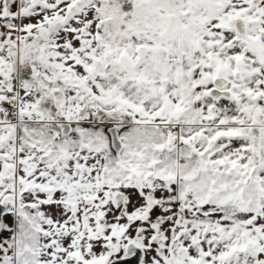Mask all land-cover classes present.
<instances>
[{
  "label": "snow or ice",
  "instance_id": "obj_1",
  "mask_svg": "<svg viewBox=\"0 0 264 264\" xmlns=\"http://www.w3.org/2000/svg\"><path fill=\"white\" fill-rule=\"evenodd\" d=\"M0 264H264V0H0Z\"/></svg>",
  "mask_w": 264,
  "mask_h": 264
}]
</instances>
